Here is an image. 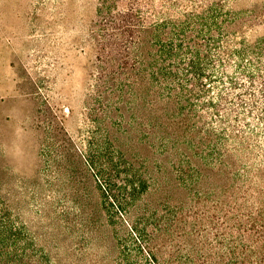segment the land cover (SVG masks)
<instances>
[{"label": "rangeland", "instance_id": "374dc122", "mask_svg": "<svg viewBox=\"0 0 264 264\" xmlns=\"http://www.w3.org/2000/svg\"><path fill=\"white\" fill-rule=\"evenodd\" d=\"M183 22H222L223 42L246 52L224 61L225 79L209 77L189 93L205 105L200 112L210 113L204 101L214 97L239 113L229 163L204 156L196 146L210 140L204 134L189 132L195 145L177 150L175 94L161 96L158 84L134 102L125 85L141 30H152L145 39L153 45L143 52L151 56ZM186 26L181 59L209 42ZM114 153L123 156L116 169ZM260 171L264 0H0V232L18 235L3 242L18 263H217L233 220L225 187L235 190L228 205L243 201L239 185L264 191ZM131 173L145 187L132 207L119 209L131 200Z\"/></svg>", "mask_w": 264, "mask_h": 264}, {"label": "trees", "instance_id": "16d2710c", "mask_svg": "<svg viewBox=\"0 0 264 264\" xmlns=\"http://www.w3.org/2000/svg\"><path fill=\"white\" fill-rule=\"evenodd\" d=\"M188 23H191L193 31L198 33V36L209 37V42L205 44L204 48L196 45L195 52L181 59L179 50L183 47L184 37L181 32L187 33L186 24ZM225 28L227 26L223 25L222 22H183L178 28L175 27V29L170 30L167 41L164 40L165 42L157 47L153 53L151 52V56H149L143 53L146 48L149 49L150 45H153L152 40L145 39L146 33L148 35L152 33V30L146 27V33L141 30V38L134 40L131 45L134 52L138 51L137 54H134L138 56V61L136 68L130 70L129 76L126 77L129 84L127 82L125 84L130 87L128 93L134 102L137 97L141 101L146 100L151 93V88L158 84L157 89L161 92V96L162 93L175 94V116L181 115L179 120L175 118V146L177 150L184 153L185 147L195 145L196 142H193V145L190 144L193 140L195 141L194 135H191V139L186 138L189 132H192L195 136L204 134V137H209L210 140L207 141L202 138L196 146L205 151L204 156L210 154L215 165H222L230 161L229 157L232 150L229 143L230 140L237 137V131H235V126L231 121L238 118L239 113H236L233 107L230 110L224 109L222 99L216 102L214 97H210L204 101V104L209 106L210 113L205 112L202 108L201 111L205 113L203 114L199 109L205 105H198L199 102L191 101L189 93L200 90L199 83L201 81L204 83V80L209 77L213 82L219 83L216 78H222L227 70V67L225 70L224 61L235 60L237 54L240 56L246 53L244 48L238 44H231L229 41L223 42L221 36ZM156 37L159 41L161 40L160 34ZM188 38L189 36L185 35L184 39ZM180 39L181 42H178ZM232 46L235 47L232 49ZM206 60H210V64ZM183 61L186 62L183 63ZM153 64L154 69L149 70L148 67ZM208 71L210 72L208 73ZM246 71L248 79L253 82V69L247 68ZM223 77L225 79V75ZM232 81L236 82L235 79H232ZM119 83H123V79ZM124 100L126 101V99ZM196 152L200 154L201 151L197 150ZM114 156L116 157L113 158V166L115 167V164L118 166L121 163L123 156H116L115 153ZM97 173L101 177L106 175L102 169L97 170ZM256 176L262 178L264 173L257 172ZM109 180L112 181V177ZM246 185L237 186V193H240L239 197L243 198V201L237 200L236 195V202L229 205L228 200L230 195L235 194V190L225 187L226 193L228 191L224 195L225 204L227 205L226 212L233 220H231L232 222L229 221L228 230H226L225 240L228 244L225 254L221 255V259L217 263L210 262V264H264V191L254 190V192H257L253 193L252 184ZM144 187V182L142 180L138 181L134 173L127 174L125 188L129 189L131 200L119 202V209H123L125 206L132 207L140 197ZM230 191L232 194H230ZM124 199H127V196ZM129 225L135 233H138V230L140 231L135 222H130ZM12 232L13 230L8 233L0 232V264H20L14 248L3 245L17 240L18 235Z\"/></svg>", "mask_w": 264, "mask_h": 264}]
</instances>
